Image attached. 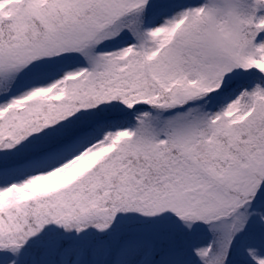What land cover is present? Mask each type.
I'll return each instance as SVG.
<instances>
[{
  "label": "snow or ice",
  "instance_id": "1",
  "mask_svg": "<svg viewBox=\"0 0 264 264\" xmlns=\"http://www.w3.org/2000/svg\"><path fill=\"white\" fill-rule=\"evenodd\" d=\"M0 264H264V0H0Z\"/></svg>",
  "mask_w": 264,
  "mask_h": 264
}]
</instances>
